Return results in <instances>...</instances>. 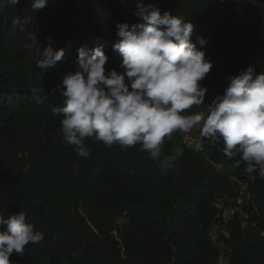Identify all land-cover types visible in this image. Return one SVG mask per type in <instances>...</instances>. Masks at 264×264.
<instances>
[{"label": "trees", "instance_id": "obj_1", "mask_svg": "<svg viewBox=\"0 0 264 264\" xmlns=\"http://www.w3.org/2000/svg\"><path fill=\"white\" fill-rule=\"evenodd\" d=\"M56 1L33 12L32 0H0V94H6L0 95V215L24 211L44 235L22 256L13 253L12 264H264V177L247 173L239 157L227 158L222 139L203 137L196 151L183 143L184 133H174L164 154L180 146L183 155L166 172L140 145L122 150L88 138L85 158L65 143L62 117L53 116L52 108L63 106L55 87L78 70V50L100 47L108 57L106 72L123 69L122 56L110 49L113 42L104 47L106 41L83 28L89 16L109 12L107 0ZM146 1L125 6L136 7L131 11L138 15ZM157 4L151 9L192 23V41L213 64L201 81L204 105L189 114L203 111L249 65L264 72V0ZM140 22L121 23L131 29ZM43 44L64 50L44 74L36 67ZM241 184H248L251 198L238 204ZM227 208L239 212L226 224L228 237L215 242L210 228Z\"/></svg>", "mask_w": 264, "mask_h": 264}, {"label": "clouds", "instance_id": "obj_2", "mask_svg": "<svg viewBox=\"0 0 264 264\" xmlns=\"http://www.w3.org/2000/svg\"><path fill=\"white\" fill-rule=\"evenodd\" d=\"M49 2L32 0L31 9L35 12ZM138 16L141 22L131 29L118 25L119 40L113 48L122 56L123 72H106L108 57L100 47L91 52L82 47L78 70L64 74L56 85L63 106L53 107L52 115L62 117L65 143L85 158L90 155L88 138L122 150L140 145L166 172L182 157L183 148L176 146L165 155V140L197 129L201 137L222 139L224 155L239 157L247 173L264 177V72L257 73L249 65L203 111L189 114L193 107L204 105L207 88L201 81L213 67L191 39L192 23L168 12L161 14L151 5L143 6ZM197 39L206 44L204 38ZM42 55L36 67L44 74L62 59L64 50L49 44ZM43 239L24 211L7 218L0 215V264H12L13 253L22 256L26 245Z\"/></svg>", "mask_w": 264, "mask_h": 264}, {"label": "rangeland", "instance_id": "obj_3", "mask_svg": "<svg viewBox=\"0 0 264 264\" xmlns=\"http://www.w3.org/2000/svg\"><path fill=\"white\" fill-rule=\"evenodd\" d=\"M65 0H57L56 2L60 4L61 2H64ZM112 1V3H111ZM121 3H118V0H107V6L109 7L105 15L102 17L96 18L94 15L93 17H88V22L85 24L83 27L85 32L90 31L91 35L95 36L96 39H100V41H106L104 44V47H106L107 43L113 42V45L119 40V37L117 36L118 32V25H121L122 21L124 22H136V20H140L139 16L134 14L133 11L135 10L136 7H131L130 5L125 6V4H131L132 2L138 3V0H120ZM131 2V3H130ZM157 2V5H166V8L168 7L170 0H148L146 1V5H154V3ZM136 5V4H135ZM145 5V6H146ZM120 6V8H118ZM151 6V7H152ZM12 13H9V16L11 17ZM8 16V15H6ZM125 16V19L123 20ZM102 19H105L102 21ZM11 20H13V16L11 17ZM25 20H22V23ZM16 23L14 24V26ZM95 39V40H96ZM111 42H110V41ZM112 44V43H111ZM113 45L111 46V51L114 49ZM49 44H43L42 45V53L47 48ZM53 48H57L56 45L53 46ZM118 54V53H117ZM6 56V58H9L8 54H3ZM1 54V56H3ZM75 57L78 59V57L75 55ZM43 58V57H42ZM72 61H68V64H71ZM3 69L6 70V66H3ZM12 84V83H11ZM21 90V89H20ZM1 97H5L6 94H0ZM193 113V112H192ZM193 138H196L198 136H201L199 133V130L193 129L192 132L188 133ZM216 167V166H215ZM223 168H220L221 171L228 173V170H232V168L228 169L225 168L224 166H221ZM219 168V167H218ZM239 212V209H234V208H227L224 211L220 210V213L218 215L220 219V223H216L215 225H212L210 228V237L212 238L213 241L217 242L219 238H227L228 237V231L226 228V224L233 219L234 214ZM122 222V217H119L117 221V228L121 226ZM220 248L224 247L223 242H219L218 245Z\"/></svg>", "mask_w": 264, "mask_h": 264}, {"label": "built area", "instance_id": "obj_4", "mask_svg": "<svg viewBox=\"0 0 264 264\" xmlns=\"http://www.w3.org/2000/svg\"><path fill=\"white\" fill-rule=\"evenodd\" d=\"M226 1V0H224ZM182 141L183 143L190 149H194L196 151H201L203 148V137L198 136L196 138H193L190 134H183L182 135ZM240 165V162L235 163L234 167ZM230 170H228V173ZM256 175L261 177L258 172H256ZM246 198L249 199L251 198L250 191L248 190V184H241L240 185V190L238 194V204L242 202V200ZM220 206V204H219ZM237 209V208H236ZM243 218H247V216L243 215ZM261 236H264V233H261Z\"/></svg>", "mask_w": 264, "mask_h": 264}]
</instances>
